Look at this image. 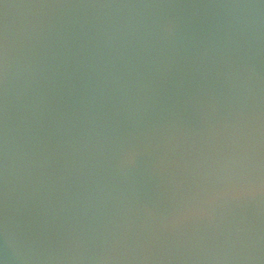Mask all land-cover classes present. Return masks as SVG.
<instances>
[{"label":"water","instance_id":"water-1","mask_svg":"<svg viewBox=\"0 0 264 264\" xmlns=\"http://www.w3.org/2000/svg\"><path fill=\"white\" fill-rule=\"evenodd\" d=\"M3 38L0 264H264L259 182L167 214L197 163L258 166L264 0H0Z\"/></svg>","mask_w":264,"mask_h":264},{"label":"snow or ice","instance_id":"snow-or-ice-1","mask_svg":"<svg viewBox=\"0 0 264 264\" xmlns=\"http://www.w3.org/2000/svg\"><path fill=\"white\" fill-rule=\"evenodd\" d=\"M7 63L6 38L0 39V112L3 113L4 79ZM138 150L136 145H129L126 152ZM206 165V167H205ZM199 179L194 180L184 192L170 198L168 213L183 208L195 207L203 198L217 191L226 184H254L264 185V142L260 151L258 166L252 157L244 152L233 149L227 153H217L210 161L196 164ZM264 203V199L261 200Z\"/></svg>","mask_w":264,"mask_h":264},{"label":"clouds","instance_id":"clouds-1","mask_svg":"<svg viewBox=\"0 0 264 264\" xmlns=\"http://www.w3.org/2000/svg\"><path fill=\"white\" fill-rule=\"evenodd\" d=\"M5 78H7V63H6ZM3 241H4V248L6 254L11 253L12 255H15L17 252L18 244L20 242H18L16 237L13 234H10L7 229H5Z\"/></svg>","mask_w":264,"mask_h":264}]
</instances>
